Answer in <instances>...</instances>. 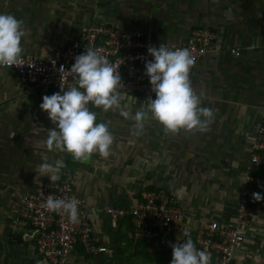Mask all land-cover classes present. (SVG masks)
I'll return each instance as SVG.
<instances>
[{
  "label": "crops",
  "instance_id": "crops-1",
  "mask_svg": "<svg viewBox=\"0 0 264 264\" xmlns=\"http://www.w3.org/2000/svg\"><path fill=\"white\" fill-rule=\"evenodd\" d=\"M0 13L24 21L22 55H50L90 23L150 31L165 42L185 40L192 27H208L218 46L196 62L192 74L201 107L214 110L207 131L172 133L152 118L137 127L119 110L104 112L91 104L96 122L107 123L114 140L107 157L93 153L84 162L46 147L55 124L39 105L51 90L23 88L14 69L0 68V238L21 247L17 250L30 264L41 261L27 228L15 218L20 197L37 185L34 178L47 176L36 173L45 156L49 163L64 161L60 176L72 177L74 194L88 204L94 239L107 247L91 257L73 251L67 264H169L166 257L149 261L140 255L146 248L134 239L128 218L114 221L105 214L108 206L135 204L150 187L166 189L182 209L183 217L165 239L171 250L170 244L186 240L185 229L193 240L205 222L233 223L263 116L264 0H0ZM123 95L122 105L132 114L147 101ZM259 193L264 197V187ZM232 264H264V198L255 205Z\"/></svg>",
  "mask_w": 264,
  "mask_h": 264
},
{
  "label": "built area",
  "instance_id": "built-area-1",
  "mask_svg": "<svg viewBox=\"0 0 264 264\" xmlns=\"http://www.w3.org/2000/svg\"><path fill=\"white\" fill-rule=\"evenodd\" d=\"M216 39L215 31L208 27H192L185 40L165 42L156 41L150 31L90 23L82 26L71 42L57 47L50 55L42 57L24 54L23 65L9 68L17 72L23 88L44 86L53 94L61 91L63 83L66 91L67 87L75 84V77L65 72L70 70L77 55L91 48L104 55L113 66L120 64L118 72L123 87H119L118 91L147 100L155 97L145 74V62L153 59L147 51L149 47L164 44L170 50L187 48L194 58L189 74L192 83L196 62L218 49ZM231 53L237 56L239 50L232 48ZM61 66L65 72L60 70ZM90 106L91 102L89 108ZM255 170L260 172L254 174ZM245 180L247 181L243 182ZM243 181L233 223L222 225L216 220L205 222L193 239L198 250L211 254V264H232L235 251L243 243L244 228L257 203L252 193H259L264 187V105L261 122L250 145ZM49 196L66 200L75 197L79 201L78 221L72 223L68 214L63 211H49L45 207ZM105 214L114 221L131 219L134 239L144 242L150 253H160L162 241L172 234L183 217L182 209L174 197L160 187L143 189L137 202L130 206H108ZM15 220L27 228V235L33 240L35 249L45 264H67L76 247H81L86 254L93 256L107 250L105 245L98 244L94 239L88 204L84 198L74 194L72 177L68 174L61 175L55 182L45 176L34 190L23 193Z\"/></svg>",
  "mask_w": 264,
  "mask_h": 264
},
{
  "label": "clouds",
  "instance_id": "clouds-1",
  "mask_svg": "<svg viewBox=\"0 0 264 264\" xmlns=\"http://www.w3.org/2000/svg\"><path fill=\"white\" fill-rule=\"evenodd\" d=\"M26 35L22 19L9 13H0V68L25 63L22 60L21 41ZM147 51L153 59L145 62V74L155 99L149 97L135 114H132L129 105H122L126 97L118 91L119 87H123L118 72L120 64L113 66L104 55L87 48L75 57L69 71L65 72L61 66L60 70L75 77V84L65 91L62 83L61 91L42 97L39 107L47 112L55 124V128L48 130L45 141L47 149L67 152L75 161L86 160L93 153H99L102 157L109 155L113 134L107 123L96 122L97 113L90 110V102L104 112L119 110L122 117L132 119L137 127H143L144 121L152 118L172 133L180 130L207 131L214 110L201 107V95L191 86L189 74L194 58L190 51L187 48L170 50L164 44L149 47ZM43 161L37 166V176L47 175L51 182L57 181L61 169L65 167L64 161L60 159L49 163L46 156ZM34 179L39 183L37 178ZM252 196L255 201L264 198L258 192L252 193ZM78 205L79 201L75 197L66 200L49 196L45 202L49 211L67 213L72 223L79 219ZM184 235L185 241L170 244V264H211V254L196 248L187 229ZM37 264L45 262L38 261Z\"/></svg>",
  "mask_w": 264,
  "mask_h": 264
},
{
  "label": "rangeland",
  "instance_id": "rangeland-1",
  "mask_svg": "<svg viewBox=\"0 0 264 264\" xmlns=\"http://www.w3.org/2000/svg\"><path fill=\"white\" fill-rule=\"evenodd\" d=\"M4 230V229H0ZM8 240H11L9 237L7 238L5 235L0 238V264H30L28 262V256L22 254L20 249L16 245L9 244ZM237 251V250H236ZM235 251V252H236ZM141 263H144V258L141 256Z\"/></svg>",
  "mask_w": 264,
  "mask_h": 264
},
{
  "label": "trees",
  "instance_id": "trees-1",
  "mask_svg": "<svg viewBox=\"0 0 264 264\" xmlns=\"http://www.w3.org/2000/svg\"><path fill=\"white\" fill-rule=\"evenodd\" d=\"M259 172H260V170H255L254 174L259 173ZM149 189H153V187L152 188L150 187ZM128 220L131 221V219H129V218H128ZM138 242H139V244H141L142 247L146 248L147 245L144 242H142V241H138ZM162 246H163V248L160 251V253H150V252H147L145 249V251L141 250L142 252L140 255H142L145 259H148L149 261H154L157 259L164 260L165 257L171 260L172 259V250L167 247L166 240L162 241ZM75 251L81 255H84L85 257H91V255L86 254L81 247H76ZM170 260H169V264H170Z\"/></svg>",
  "mask_w": 264,
  "mask_h": 264
},
{
  "label": "water",
  "instance_id": "water-1",
  "mask_svg": "<svg viewBox=\"0 0 264 264\" xmlns=\"http://www.w3.org/2000/svg\"><path fill=\"white\" fill-rule=\"evenodd\" d=\"M82 162H84V160H82Z\"/></svg>",
  "mask_w": 264,
  "mask_h": 264
}]
</instances>
